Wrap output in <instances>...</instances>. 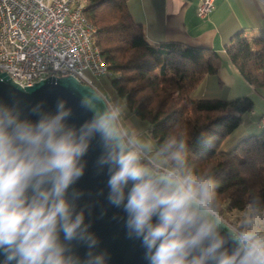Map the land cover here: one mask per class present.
I'll return each instance as SVG.
<instances>
[{
	"label": "clouds",
	"instance_id": "obj_1",
	"mask_svg": "<svg viewBox=\"0 0 264 264\" xmlns=\"http://www.w3.org/2000/svg\"><path fill=\"white\" fill-rule=\"evenodd\" d=\"M76 83L79 107L91 114L79 125L62 97L51 109L0 101V264H107L73 187L94 140L109 203L127 214V234L149 264H264V198L229 224L212 170L190 162L186 130L177 125L156 141L129 122L124 102ZM75 244L87 247L84 258Z\"/></svg>",
	"mask_w": 264,
	"mask_h": 264
},
{
	"label": "trees",
	"instance_id": "obj_2",
	"mask_svg": "<svg viewBox=\"0 0 264 264\" xmlns=\"http://www.w3.org/2000/svg\"><path fill=\"white\" fill-rule=\"evenodd\" d=\"M128 1L85 0V15L97 27L94 43L108 66L104 76L127 112L148 124L154 140L177 125L186 130L190 162L212 170L223 216L226 211H252L255 198H264V128L229 150H222L221 144L243 115L253 111V99L193 97L206 75H218L221 54L181 42L150 43ZM225 49L243 79L264 88V31L237 33Z\"/></svg>",
	"mask_w": 264,
	"mask_h": 264
},
{
	"label": "built area",
	"instance_id": "obj_3",
	"mask_svg": "<svg viewBox=\"0 0 264 264\" xmlns=\"http://www.w3.org/2000/svg\"><path fill=\"white\" fill-rule=\"evenodd\" d=\"M85 7V0H0V73L23 87L73 75L98 88L108 66ZM213 8L214 0H201L197 15Z\"/></svg>",
	"mask_w": 264,
	"mask_h": 264
},
{
	"label": "crops",
	"instance_id": "obj_4",
	"mask_svg": "<svg viewBox=\"0 0 264 264\" xmlns=\"http://www.w3.org/2000/svg\"><path fill=\"white\" fill-rule=\"evenodd\" d=\"M200 1L129 0L128 6L150 43L181 42L212 48L221 54L223 65L218 75H206L193 91V97L227 98L231 97L230 90L246 91L247 85L229 62L225 48L237 33L252 35L264 31V0H214L212 12L205 18L197 15ZM127 113L131 124L149 134L145 121L133 112ZM260 122L264 126V114Z\"/></svg>",
	"mask_w": 264,
	"mask_h": 264
},
{
	"label": "water",
	"instance_id": "obj_5",
	"mask_svg": "<svg viewBox=\"0 0 264 264\" xmlns=\"http://www.w3.org/2000/svg\"><path fill=\"white\" fill-rule=\"evenodd\" d=\"M79 82L73 75L47 77L38 80L33 85L21 86L6 74L0 73V101L11 103L14 98H20L23 103L31 105L44 101L48 108H54L57 98L67 99L74 109L72 122L79 125L90 117V113L79 107V96L76 89ZM93 87V86H91ZM102 149L98 141L94 140L88 153L83 158L86 161L84 175L73 187L82 193L77 201L78 209L85 211V222L91 225L90 231L99 240L97 252L107 253V264H149L145 259V248L139 239L130 238L127 234V214L122 207L109 203V174L107 168L100 170L97 160ZM74 251L81 258L87 254V247L75 244ZM3 257L0 256V262Z\"/></svg>",
	"mask_w": 264,
	"mask_h": 264
},
{
	"label": "rangeland",
	"instance_id": "obj_6",
	"mask_svg": "<svg viewBox=\"0 0 264 264\" xmlns=\"http://www.w3.org/2000/svg\"><path fill=\"white\" fill-rule=\"evenodd\" d=\"M243 81V83L247 85L245 86L246 91H238L239 89L230 90L231 97H227V99H232L239 96H249L254 101V109L251 112H246L243 115V121L239 125V127H237L224 139L221 144L222 150L231 149L242 138H245L249 135L259 134L264 128V126H261L260 122V118L264 114V88H249L250 85L248 86L247 82H245L244 79ZM98 88L104 91L112 99L120 100L118 99V96L115 91L112 89L109 80L107 79V76H104L99 80ZM245 92L248 93L246 94ZM234 93H236V95ZM238 93H240L241 95H238ZM245 214L246 211L233 210L229 212L226 211L224 217L229 224L236 226L240 223L241 217H243Z\"/></svg>",
	"mask_w": 264,
	"mask_h": 264
}]
</instances>
